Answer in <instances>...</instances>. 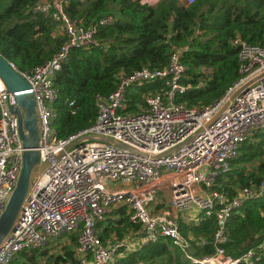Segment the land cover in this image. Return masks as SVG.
I'll use <instances>...</instances> for the list:
<instances>
[{"label": "built area", "instance_id": "built-area-1", "mask_svg": "<svg viewBox=\"0 0 264 264\" xmlns=\"http://www.w3.org/2000/svg\"><path fill=\"white\" fill-rule=\"evenodd\" d=\"M66 3L35 0L30 7L49 16L64 35L50 57L29 70H18L9 62L32 94L35 150L46 164L32 177L17 225L0 244V264H9L20 249L42 248L69 233L76 235L79 264H111L120 246L133 249L160 236L169 237L192 262H249L255 249L264 248V239L237 257L226 255L225 223L243 199L260 194L263 181L249 180L233 193L214 185L241 141L264 131V42L251 44L238 35L232 37L238 48V75L220 97L201 107L174 100L190 83L183 81L185 66L178 50L172 49L164 65L133 69L119 76L108 94H95L93 121L59 138L51 125L53 76L70 48L97 44V27L113 20L111 13H105L81 23L65 12ZM155 78L163 79L164 87L141 92L144 105L137 111L125 110L126 88ZM15 106L13 93L0 79V213L21 167L23 147ZM123 206L128 220L139 228L134 236L102 240L96 223ZM180 214L195 221L214 217L211 253L193 255L191 240L178 230Z\"/></svg>", "mask_w": 264, "mask_h": 264}, {"label": "trees", "instance_id": "trees-1", "mask_svg": "<svg viewBox=\"0 0 264 264\" xmlns=\"http://www.w3.org/2000/svg\"><path fill=\"white\" fill-rule=\"evenodd\" d=\"M34 2L0 0V55L18 70H29L49 58L64 39L55 21L30 9ZM64 9L84 24L105 13H111L113 20L97 27V44L70 48L53 76L51 125L59 138L93 121L95 94H108L118 77L133 69L164 65L172 49L178 50L185 66L183 81L190 83L174 100L201 107L220 97L238 75V48L231 43L232 37L238 35L251 44L264 42V0H193L187 4L179 0H67ZM163 87L159 78L127 87L125 110H139L144 105L141 92ZM249 180L264 184V131L241 141L214 186L233 193ZM177 221L179 232L191 240L193 255L213 251L209 242L216 226L212 215L195 221L180 214ZM96 225L102 240L133 234L139 228L137 222L128 220L124 206L114 208ZM225 228L226 255L237 257L255 249L264 239V186L260 194L243 199L229 213ZM76 243L74 233L60 235L42 248L18 250L9 264H79ZM52 244L57 246L55 251H51ZM111 264L200 263L186 258L169 237L160 236L133 249L120 246ZM238 264H264V248L255 249L249 262Z\"/></svg>", "mask_w": 264, "mask_h": 264}, {"label": "water", "instance_id": "water-1", "mask_svg": "<svg viewBox=\"0 0 264 264\" xmlns=\"http://www.w3.org/2000/svg\"><path fill=\"white\" fill-rule=\"evenodd\" d=\"M0 79L6 89L13 93L16 100V106L13 110L17 116L18 130L23 147L17 180L0 213L1 244L3 239L15 229L31 179L44 168L46 162L38 160L37 151L35 150L37 146V125L34 101L29 86L25 79L1 55ZM226 102L227 100L223 102L222 106Z\"/></svg>", "mask_w": 264, "mask_h": 264}, {"label": "rangeland", "instance_id": "rangeland-1", "mask_svg": "<svg viewBox=\"0 0 264 264\" xmlns=\"http://www.w3.org/2000/svg\"><path fill=\"white\" fill-rule=\"evenodd\" d=\"M246 165H249V164H248V163H246ZM122 184H123V185H126V183H124V182H122ZM114 185H115V186H118V185H119V183H118V182H114ZM115 237H116V236H115ZM62 240H63V238H62V239H60V241H62ZM53 244H56V243H53ZM53 244H52V245H50V246H53ZM48 246H49V245H48ZM50 246H49V247H50ZM56 249H57V246H53L51 251H53V250L55 251Z\"/></svg>", "mask_w": 264, "mask_h": 264}, {"label": "crops", "instance_id": "crops-1", "mask_svg": "<svg viewBox=\"0 0 264 264\" xmlns=\"http://www.w3.org/2000/svg\"><path fill=\"white\" fill-rule=\"evenodd\" d=\"M133 234H130V232H127V236H134V231L132 230Z\"/></svg>", "mask_w": 264, "mask_h": 264}]
</instances>
